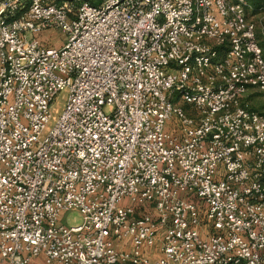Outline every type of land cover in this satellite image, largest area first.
Returning <instances> with one entry per match:
<instances>
[{
	"label": "built area",
	"instance_id": "obj_1",
	"mask_svg": "<svg viewBox=\"0 0 264 264\" xmlns=\"http://www.w3.org/2000/svg\"><path fill=\"white\" fill-rule=\"evenodd\" d=\"M247 9L0 0V264H264V115L246 100L264 93V48ZM50 28L58 48L34 35Z\"/></svg>",
	"mask_w": 264,
	"mask_h": 264
},
{
	"label": "rangeland",
	"instance_id": "obj_2",
	"mask_svg": "<svg viewBox=\"0 0 264 264\" xmlns=\"http://www.w3.org/2000/svg\"><path fill=\"white\" fill-rule=\"evenodd\" d=\"M95 4L98 3L99 0H89ZM250 19L254 21L257 26V35L259 42L264 48V9L255 11L254 13L249 14ZM37 37L41 44L48 47L58 48L66 40V35L60 31L58 28H50L43 30L39 33L34 34ZM68 89H61L50 106V113L52 120L50 121V126L54 123L55 120L53 118H57L59 114L62 112L65 102L67 100ZM246 100L249 106L254 109L260 111L264 115V93L258 89H252L249 91L246 96ZM81 217L78 211H68L64 215V222L67 225H76L80 223Z\"/></svg>",
	"mask_w": 264,
	"mask_h": 264
},
{
	"label": "trees",
	"instance_id": "obj_3",
	"mask_svg": "<svg viewBox=\"0 0 264 264\" xmlns=\"http://www.w3.org/2000/svg\"><path fill=\"white\" fill-rule=\"evenodd\" d=\"M250 6V9H247V15L250 16V13L264 9V0H246ZM251 107V106H250ZM253 108V107H251ZM254 109V108H253ZM256 110V109H255ZM258 111V110H257ZM260 112V111H259ZM261 113V112H260ZM262 114V113H261Z\"/></svg>",
	"mask_w": 264,
	"mask_h": 264
}]
</instances>
